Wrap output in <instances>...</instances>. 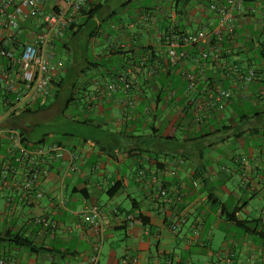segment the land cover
Masks as SVG:
<instances>
[{
  "label": "crops",
  "instance_id": "crops-1",
  "mask_svg": "<svg viewBox=\"0 0 264 264\" xmlns=\"http://www.w3.org/2000/svg\"><path fill=\"white\" fill-rule=\"evenodd\" d=\"M221 1L87 0L54 38L63 75L50 60L51 93L1 122L13 120L27 147L59 150L38 159L47 170L39 199L10 164L9 185L0 186V261L264 264V5L244 2L218 58L201 59L192 46L178 63L167 56L173 35L214 27L208 5ZM38 29L22 20L17 40ZM247 68L255 79L244 85ZM231 212L246 227L230 222ZM13 234L39 250L14 245Z\"/></svg>",
  "mask_w": 264,
  "mask_h": 264
},
{
  "label": "built area",
  "instance_id": "built-area-1",
  "mask_svg": "<svg viewBox=\"0 0 264 264\" xmlns=\"http://www.w3.org/2000/svg\"><path fill=\"white\" fill-rule=\"evenodd\" d=\"M246 0H223L208 5V10L216 15L212 29L202 27L194 33H180L168 40V60L175 64L187 57L184 47H196L201 59L219 57L221 43L235 33L236 23ZM264 5V0H254ZM87 0H55L52 8L45 9V0H0V93L7 108L0 115V186H8L7 173L10 164L17 163L24 172L22 189L33 194L35 199L42 197L39 181L47 175V170L39 166L38 159L50 152L59 150L55 143H39L27 147L23 134L6 122L17 111L32 109L39 100L52 91L54 75L50 70V55L54 38L62 36L85 7ZM38 22L29 41L18 44L17 33L22 20ZM15 47H18L15 48ZM151 74V72H150ZM188 89L194 84V76L186 74ZM243 84L255 79V72L247 68L241 75ZM219 97L228 98V90H221ZM133 107L132 104H130ZM72 159L75 155H72ZM195 186L196 183H193ZM165 197L166 192L160 191ZM90 223L98 218L95 209H90ZM131 217L128 216V219ZM172 231L177 229L171 226ZM96 256L92 257V264ZM4 264V261H0ZM13 264V262H9ZM163 264V263H158ZM168 264V263H167ZM170 264V263H169Z\"/></svg>",
  "mask_w": 264,
  "mask_h": 264
},
{
  "label": "trees",
  "instance_id": "trees-1",
  "mask_svg": "<svg viewBox=\"0 0 264 264\" xmlns=\"http://www.w3.org/2000/svg\"><path fill=\"white\" fill-rule=\"evenodd\" d=\"M179 1L182 2V4H184V3H187L189 0H179ZM81 12L82 13L85 12V8H83ZM72 27H73V25H71L68 28V30H70ZM18 44L21 45V44H23V42L18 40ZM15 48L18 49V47H15ZM4 97H6V94H3V98ZM6 108H7V105L4 103V101H2V103H0V111L3 112ZM24 111L28 113L29 112V109H26ZM24 143H26L25 142V138H24ZM227 219L230 222H233L237 227H246V222L245 221L244 222L237 221V219L235 218L234 212L228 213ZM133 221H135V219H133ZM260 238L264 241V233H260ZM9 241L11 243H13L14 245H16V246H19V247L28 249L30 251H37V250H39V248H36V247H34L32 245V242L28 238L23 237L20 234H13V235H11L10 238H9Z\"/></svg>",
  "mask_w": 264,
  "mask_h": 264
},
{
  "label": "rangeland",
  "instance_id": "rangeland-1",
  "mask_svg": "<svg viewBox=\"0 0 264 264\" xmlns=\"http://www.w3.org/2000/svg\"><path fill=\"white\" fill-rule=\"evenodd\" d=\"M47 52L50 55V60H52V64H51L52 69L56 73L61 74V66L56 61H58L60 59L65 60L64 51L62 50V48L59 45L56 44L55 47H54V49L52 51H47ZM71 74L74 75L73 73H71ZM61 75H63V74H61ZM73 77L74 76L71 77L72 78L71 80H75V77L74 78ZM78 86H79L78 83L74 85V89H72L73 94H76L77 93ZM74 108H75V105L69 106L68 112H70V115H71V113H75V109ZM2 113L3 112L0 111V115H2ZM12 121L13 120L9 121V123L12 122ZM12 123L15 124V122H12Z\"/></svg>",
  "mask_w": 264,
  "mask_h": 264
}]
</instances>
